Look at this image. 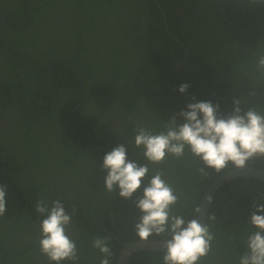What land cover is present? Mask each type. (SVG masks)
Segmentation results:
<instances>
[{
	"label": "trees",
	"instance_id": "1",
	"mask_svg": "<svg viewBox=\"0 0 264 264\" xmlns=\"http://www.w3.org/2000/svg\"><path fill=\"white\" fill-rule=\"evenodd\" d=\"M0 9L6 14L4 51L27 63L71 64L54 62L48 76L0 55V185L6 186L0 264H49L39 251L44 217L35 205L41 199L49 206L60 199L72 214L67 231L78 264H100L94 237L109 239L115 264L124 243L140 241L134 201L150 177L132 199L121 198L119 189L109 193L104 155L125 143L129 159L147 163L134 146V129L162 131L189 103H218L227 116L239 97L245 107L264 112V80L255 71L264 50V3L0 0ZM149 167L153 174L164 171L180 198L174 210L186 219L195 215L207 186L233 169L201 173L204 165L187 150L183 158L168 156ZM247 167L264 169V159ZM254 198L264 203V181L236 177L216 191L205 220L215 241L202 264H239L247 235L256 231L250 223ZM162 255L136 252L127 264H163Z\"/></svg>",
	"mask_w": 264,
	"mask_h": 264
},
{
	"label": "clouds",
	"instance_id": "2",
	"mask_svg": "<svg viewBox=\"0 0 264 264\" xmlns=\"http://www.w3.org/2000/svg\"><path fill=\"white\" fill-rule=\"evenodd\" d=\"M253 2L264 3V0ZM255 71L264 80V50L258 54ZM188 87L186 83L181 84L179 92L185 93ZM245 104L241 98H235L233 111L225 116L218 103H189L187 110L166 121L162 131L154 133L145 126H138L134 129V146L141 150L147 163L129 159L125 143L104 155L101 170L107 173L104 190L109 193L119 189L121 198L132 199L145 179L150 177L142 196H137L134 201L141 213L134 223V231L140 241H149L154 236L164 237L161 246L163 264H202L213 250L215 234L208 223L201 222L203 209L200 206L193 209L195 215L191 219L176 214L174 209L180 199L176 190L164 179L163 170H155L153 174L149 165L161 164L168 156L183 158L186 150L204 165L198 169L201 173H205V168L217 173L224 172L229 166L244 169L249 161L264 159V112L256 107H245ZM5 196L6 186L0 185V217L6 211ZM252 206L250 223L256 231L247 235L246 251L239 257V264H264V203H256L254 198ZM35 211L44 217L40 224V253L48 258L49 264L65 261L78 264L79 250L67 231L72 214L63 202L55 199L49 206L41 199L37 201ZM209 218L215 220L214 215ZM92 246L103 254L100 264H110L112 249L109 239L94 237Z\"/></svg>",
	"mask_w": 264,
	"mask_h": 264
},
{
	"label": "water",
	"instance_id": "3",
	"mask_svg": "<svg viewBox=\"0 0 264 264\" xmlns=\"http://www.w3.org/2000/svg\"><path fill=\"white\" fill-rule=\"evenodd\" d=\"M0 31L2 27L6 23V14L3 10L0 9ZM0 55L3 57H6L7 59L12 60L13 62L29 68V69H34V70H47L48 71V76H50L51 72V67L54 62L57 61H64L66 62L69 66L71 64L65 60V59H57L53 62H50L48 64H33V63H27L12 54L4 51L0 47ZM49 79V77H48ZM236 177H243V178H251V179H256V180H261L264 181V169L260 168H252V167H245L244 169H231L219 177H217L215 180H213L207 188L204 190L202 193L201 199L199 206L203 209V216L200 218L202 223H205L206 217L209 212V208L211 205V202L213 200V197L216 193V191L227 181L236 178ZM162 243L163 240L161 241H135L131 243H124L123 248L120 251L117 261L115 264H127L130 256L133 253L140 252V251H152V252H163L162 251Z\"/></svg>",
	"mask_w": 264,
	"mask_h": 264
}]
</instances>
